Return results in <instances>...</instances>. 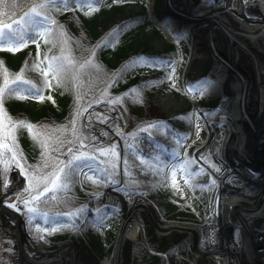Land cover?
<instances>
[{
    "label": "trees",
    "instance_id": "16d2710c",
    "mask_svg": "<svg viewBox=\"0 0 264 264\" xmlns=\"http://www.w3.org/2000/svg\"><path fill=\"white\" fill-rule=\"evenodd\" d=\"M111 1L96 0L100 3L99 9L89 6L84 9H63L61 1L56 0L50 4L47 12L52 18L50 26L49 22L45 27H37L27 16H23L32 0H0V107L13 120L12 140L3 143L0 140L3 176L16 163L18 153L24 154L31 162L41 160L44 172H47L67 150L73 146L80 147L81 141L87 142L82 112L99 99L96 90L105 87L113 79L111 83L115 80L118 83L117 87L114 83L110 95L118 98L125 112L136 121L129 133L124 132L131 137V142L124 150L121 191L147 195L165 218H174L176 215L187 217L189 214L181 211L173 199V193H177L179 188L177 170L183 172L204 203L208 202L207 173L190 159L188 163H175L171 169L169 166L180 156L183 146L191 137L193 110L188 106L177 114L167 115L152 96L153 90L166 78L171 64L177 58L175 47L168 45L155 53L149 45V40L159 31L152 26L145 4L140 12L132 13L126 11L123 0ZM13 20L20 25L25 22L22 32L6 25ZM71 23L74 25L71 26ZM148 29L154 30L155 34L143 38L142 34ZM114 34L121 36V48L132 49L123 51L113 48L110 42L117 41ZM88 48L91 51L86 56L92 53L94 62L93 67L86 71L87 66L83 67L81 63L84 59L81 53ZM65 51L70 56H65ZM143 62L151 66L157 63V68L164 76L158 75L148 80H141L138 75L130 80L124 78L126 73L134 71ZM189 79L201 86L207 84L197 69L190 71ZM207 85L210 92L203 98L202 105L215 111L220 96L213 93V86L209 82ZM75 117L76 125L79 126L76 131H71ZM48 126L52 128L49 130L51 137H55L57 132L67 133L57 142L53 140L56 148L51 152L52 156L45 155L49 131L45 138L40 131ZM66 126L68 131H63ZM77 163L83 164L85 160ZM109 167L89 172L85 177L86 183L93 184L97 179L104 183L117 182L119 170ZM81 195L75 174L65 184L48 193L45 199L62 207L66 201ZM84 210L75 217L54 212L47 215L35 213L29 221L30 227L34 231L40 229L51 232L60 239L66 238L74 229L80 264H96L106 252L100 248L95 237L105 231L107 219L112 218L118 223L117 212L109 207L98 212L89 208ZM148 226L150 248L169 256L186 252L185 240L173 237L169 244L166 240L159 241ZM108 229L113 231L115 228L108 226ZM131 242L133 245L127 244L125 247V262L159 264V256L148 253L144 244L141 246L136 240ZM140 251H143L142 254Z\"/></svg>",
    "mask_w": 264,
    "mask_h": 264
},
{
    "label": "rangeland",
    "instance_id": "374dc122",
    "mask_svg": "<svg viewBox=\"0 0 264 264\" xmlns=\"http://www.w3.org/2000/svg\"><path fill=\"white\" fill-rule=\"evenodd\" d=\"M56 0H32L31 4H29V8H27V12L23 16H27L29 21H33L37 27L42 26L45 27L49 22V26L51 24L52 18H50V15H48L49 6L50 4L54 3ZM61 1V7L63 9H84L87 6L94 7L99 9L100 3L96 2V0H60ZM115 0H112L113 2ZM160 1V3H159ZM226 0H194L193 1V8L200 5L205 6H211L212 3H217L218 5H223V3ZM124 8L127 12L137 13L140 12L143 5H146V8L149 10L152 8V13L149 12L150 20L152 21V26L155 29H158L160 31L159 33L155 34L154 30H147L145 33L142 34V37L145 38L146 35L155 34L152 36V38L149 40V45L153 48L155 53H158L157 51L164 49L166 46L171 45V43H174L171 41L167 35L160 29V25L158 22L162 23V25L167 26L173 33L175 43L179 47L180 45V52L179 49H177V58L176 60L171 64L169 68V72L166 75V78L161 81L158 86L155 87L153 90L152 96L157 101V104L160 106L161 110L167 114V115H174L181 111H183L188 106L192 105V100L186 95L187 89L191 94L195 95L196 98V106L204 113L203 118L207 119L210 122L216 123L213 126V133H215L217 130L225 132L227 127L226 120V113L221 110V101L219 102V105L217 106L218 109L216 111L211 112L210 109L207 106L202 105L203 98L209 94L210 88L208 87H202L198 84L193 85L191 79H189L190 71L197 69L199 73L204 77L208 78L209 84H211V87L213 85H216L214 83V80L211 79L210 73L214 70V52L212 50V45L210 43V40L208 39V35L206 33L205 27H199L194 33L191 31L190 27L192 26L191 23H184V21L176 14L170 13L167 10V0H123ZM226 3V2H225ZM35 7L36 11L33 12L32 9ZM25 12V11H24ZM152 14V15H151ZM227 16V18L230 20V23H232L235 27L240 28L241 23H239V20L234 16L233 13L230 11H226L223 13ZM175 15V16H174ZM84 16L88 17V14H85ZM152 16V17H151ZM153 16L157 18V21L153 19ZM24 19V17H23ZM153 19V20H152ZM21 22V21H20ZM23 27L25 26V22H21ZM73 26L74 23H71ZM143 25L145 22L142 23ZM7 26L12 27L15 31L22 32L24 29L22 25H20L17 21L13 22L8 21L6 23ZM91 29V24L89 25ZM50 30L53 31V29L50 27ZM138 32V29H136ZM87 33V32H85ZM193 33V34H192ZM70 35V33H69ZM72 37V36H71ZM121 36L114 34V38L117 39L116 42H110L111 46L115 48L116 50H131V48H121ZM245 42H249V38L246 36H243ZM220 43L224 51L226 52L227 49L224 46V39L222 35L220 34ZM69 44H71L69 42ZM94 48H92L93 50ZM91 50L88 48L84 50L81 53V57L84 58L81 60V63L83 67H86V71H88L89 67L92 66V62H94V57L91 55L88 57L86 54L90 52ZM181 52H183V57H181ZM153 53V54H155ZM193 53V57L191 59V63L188 61ZM65 56H70V54L65 51ZM88 57V58H87ZM136 57V56H134ZM245 55L244 53H240V63L243 61ZM189 58V59H188ZM190 63V66L185 69V77L183 78V71L185 68L186 63ZM80 64V63H79ZM78 64V65H79ZM143 62L136 68L134 71H131L129 73H126L124 76L125 79L130 80L133 76L138 75L141 80H148L149 78H155L158 75H163L162 71L157 68V63L152 64ZM178 65V67H177ZM242 66H246V64H242ZM173 68L175 69L174 75H172V79H169V75L172 74ZM207 68V69H206ZM164 76V75H163ZM177 78V79H175ZM113 79H110L105 85V87L99 88L96 90V94H98L99 99L95 102H92L90 105L85 107V109L82 112L83 117V123H85L86 130L85 133H87L88 141L84 142L85 146L77 147L73 146L71 147V152L67 150L65 154L61 157L59 162H57L50 170L47 172H44L43 169V163L41 160L37 161V159L33 162L26 159L25 155L22 153H18L17 157H15L16 163L11 166L9 169V172L6 174V176H3V171L0 166V196L6 195V205L9 209H12L14 211H17L16 209H19V213L22 214V228L25 233V238L21 241L15 227L12 223L9 221L5 222L3 218L0 215V263L1 264H22V256L25 252H31L34 250H37L38 247H40L43 251H51L56 250L60 248L62 243L65 241H72L73 246H70L67 249L66 253V259L67 264H80L79 258H78V247L75 242L74 236H75V230L73 229L66 238L60 239L56 237V234H53L51 232H46L44 230H32L30 227L29 221L33 217L35 213L40 215H47L50 212L59 213L61 215H66L68 217H75L78 216L80 212H82L84 209L88 208V201L89 196L92 192L98 191L97 186L94 184H87L85 181L86 174L88 173V170L82 168V166L95 164L98 162V160H105L108 159L110 154L111 157L107 161V165L105 166H99L101 168H107V167H114L115 171H118L121 173L120 169V152L121 149L118 146V144L115 146L114 151L113 147L110 145H90L89 142L91 140V129L87 126L85 122V115L87 111L92 107L93 104L96 103H110V104H117L121 106V102L118 101V98L111 96L110 94L113 93V87L115 83V87H117L116 82H112ZM216 80V79H215ZM193 85V86H192ZM223 93V91H222ZM220 95V93H219ZM224 95L221 94V96ZM91 97V96H90ZM224 97V96H223ZM32 98V97H31ZM32 102H34L32 100ZM122 107V106H121ZM123 109V107H122ZM125 112V110L123 109ZM192 121H193V129L195 127V117L196 112L195 110L192 111ZM125 123L123 124L124 132L127 133L130 132L131 128H133V125L136 124V121L133 120V118L125 112ZM13 120L7 116V114L2 111L0 107V140H2V143L6 140L11 141L13 138L12 133V122ZM76 117L75 122L71 126V131H76L78 129L79 124L76 125ZM117 125V124H116ZM119 125V124H118ZM224 126V127H223ZM243 130L247 132V128L245 125H243ZM52 129L51 126L44 127L40 131L42 133V136L45 138L48 134V131ZM63 131H68V127L66 126ZM58 134L55 137H51L50 131L48 138L46 137V144H45V155L46 156H52V153L56 146H53V140L57 142L58 139H60L63 135L67 134L65 132H57ZM210 131L208 129H202L199 136L195 137L193 141V145L187 148V151L185 152V155L182 160H179L178 162H187L192 160L198 168L203 170L207 173V185H206V192H208V198L209 203L211 205H214L215 197L217 191V186L215 183H212L214 180H212L211 175L207 172V170L204 168V166H200L197 160L196 155L199 153V149L201 146L207 143L209 137H210ZM42 137V138H43ZM117 142V141H116ZM89 144V145H88ZM11 145V143L9 144ZM6 148V147H5ZM252 143L250 137L247 138L246 142V150L247 152L252 151ZM74 156H82V160H85V163L77 165V160H74ZM124 156V152H123ZM90 163V164H89ZM123 163V158H122ZM20 165L23 167L24 172L27 175H21V170L17 166ZM109 167V168H110ZM60 168H64V172H59ZM71 169V171L75 174L80 175L81 183L85 190H82L81 196H76L75 198H72L71 200L66 201L64 205L58 206L53 202H50L49 200L45 199V197L50 193L52 190H55L59 186L65 184V182L69 179L68 176H66V173ZM251 171H253V174L256 178L254 181H259L264 176V169L261 168H251ZM14 173H17L19 175L18 180V187L15 190H11L8 187V184L10 183V180ZM54 173L59 175V180L56 179V176ZM233 176V175H232ZM231 178V181L236 180L234 176ZM28 177H33L31 180V186L29 183ZM182 178L183 180H186L185 177H183L181 171L179 173L178 179ZM55 183V187H53V183ZM119 181V180H118ZM210 181V185H209ZM102 182V181H101ZM104 183V182H103ZM188 183V182H187ZM226 183V182H225ZM107 184V183H104ZM191 187V186H190ZM45 188L48 190L45 191ZM192 188V187H191ZM25 189H29V191H25ZM193 189V188H192ZM88 191V193L86 192ZM193 191V190H192ZM116 193L121 194L122 199L124 200V205L121 207H125L128 209L131 204V200L129 198L128 193L122 192L120 190H115ZM242 192V190H241ZM90 194V195H89ZM229 194V193H228ZM241 193L240 195H242ZM246 194V193H245ZM180 198L175 199L176 204L179 208H181V211H185L189 214L187 217H178L177 215L174 218H165L161 214L158 207L156 208L151 203H148L149 210H151L155 216L153 218V221L155 225H159L161 227H168L171 222H177L181 227H184V225L193 226L196 224H201L204 222L205 219V211L203 204L209 209L211 205L208 203L201 204L197 195H194L193 192V203L190 204L188 199V192L183 187H179V195ZM221 196H223L221 194ZM222 199H225L226 206L231 210H229L230 214V221L232 222L234 226V233H235V239L240 244L241 247V255H242V264H257L256 261L253 258H250L251 256L248 254L245 246H246V238H245V232H244V226L243 221L241 219H238V215L235 212V206H231L232 196L224 195L221 197ZM80 199V200H79ZM74 200H79V202H73ZM22 201H28V204L26 205ZM92 201V200H91ZM153 201V200H152ZM240 204L244 205L247 208L255 207L258 205V199H249L247 197H243L240 200ZM154 202V201H153ZM155 203V202H154ZM91 204V202H90ZM10 205H15L14 207H10ZM92 205V204H91ZM156 205V204H155ZM189 206V207H188ZM231 206V207H229ZM142 210H145V212H142L141 214L144 219V232H142L141 228H138L137 235L133 239H128L125 241L123 245V251L122 256L125 252V247L127 244L133 245L131 241L136 240L141 244V246L144 244L145 248H147L148 253L156 255L155 253H151L149 250V243L147 239V225L148 227H151L153 231L156 234L157 240H166L168 241L167 244L171 243V239L173 237L180 239H183L187 242L186 246V252L184 254L177 253L174 256L166 255L167 260L170 264H201V263H211L212 257L211 256H205L198 254V249L194 243L193 234H191V230H185V231H168V230H158L159 226H155L152 222L151 216L147 213L145 207L141 206ZM29 209H32V211H29ZM160 212L161 217L158 215V211ZM216 209V207H215ZM85 211V210H84ZM83 211V212H84ZM118 212V211H117ZM208 212V211H207ZM116 217L118 218V223H116V220L114 219H108L105 227V231L102 232V234H98L99 236H96L97 242L100 244V248L106 252V254L99 258L96 264H102V262L106 258H110L113 254V251L115 249L116 239L117 235L119 233L120 227L123 222V218L119 216V212L117 213ZM139 215L135 213L132 216L133 222L138 223L139 222ZM167 220V221H164ZM9 222V223H8ZM108 226H112L115 228L113 231H110L108 229ZM187 227V226H186ZM104 230V229H103ZM109 230V231H108ZM46 235L50 236L51 240L55 243L53 246L44 244L43 237ZM168 239V240H167ZM139 240V241H138ZM24 252V253H23ZM143 251H140L142 254ZM162 253V252H161ZM215 262V261H214ZM221 261H218L220 263ZM166 260L159 255V264H165ZM216 263V262H215ZM123 264H128L124 261L123 258ZM134 264V263H133Z\"/></svg>",
    "mask_w": 264,
    "mask_h": 264
},
{
    "label": "bare ground",
    "instance_id": "6f19581e",
    "mask_svg": "<svg viewBox=\"0 0 264 264\" xmlns=\"http://www.w3.org/2000/svg\"><path fill=\"white\" fill-rule=\"evenodd\" d=\"M193 1L167 0V10L178 15L184 23H191L192 32L201 26L205 27L215 59L212 78L226 87V97H223V101L228 99L225 103L229 102L225 107V112L228 114L225 120L227 122L226 131L217 130L211 133L207 143L199 149V153L210 156L212 162L208 167L212 179L220 186L226 182L223 195L232 196L231 206L236 207L238 218L243 221L245 248L250 258H253L257 264H264V176L261 180L254 181L256 174L250 170L261 167L264 169V0H226L223 5L212 3L211 6L200 5L194 8ZM226 11L233 13L239 20L240 28L230 23L227 16L223 14ZM166 30L171 32L169 28ZM220 34L224 39L226 52L221 46ZM169 36L170 40L174 41L170 33ZM243 36L249 38V42H245ZM240 53L245 55L241 63L246 66L240 63ZM181 57H183V52H181ZM93 111L92 121L100 122L99 119L95 120V116H104L103 112L108 113L109 116L112 115L109 108H97ZM113 120L114 118L107 121L104 129H99L96 124L91 123L92 134L96 136L103 130V132H108L109 139H112L110 130H113V126L118 127ZM207 121L198 112L195 117V137L199 136L203 128H208ZM243 125L247 128V132L243 130ZM114 130L117 129L114 128ZM248 137L252 143L250 152L246 150ZM232 175L236 179L233 182L229 178ZM18 180L19 175L14 173L8 187L15 190L18 187ZM110 191L104 189L101 195L96 191L99 196L92 201L95 208L99 209L100 205L107 202L122 201L120 196L112 195ZM241 193L243 194L240 195ZM243 197L253 200L257 198L258 205L251 208L241 205L239 200ZM6 200L7 196L2 194L0 215L5 222L9 221L13 224L22 241L25 238L21 225L22 214L9 209ZM215 207H217L216 211L214 210L215 214L212 213L211 219L208 216L201 225L187 224L181 227L182 225L171 222L166 228L160 226L159 230L185 231L190 229L198 254L213 256L220 260L221 264H242L241 247L235 241L229 208L220 200ZM142 212L145 210L137 213L139 218L143 217ZM129 222L132 227L123 228V233L130 235L128 231L131 229L132 233L137 234L138 224L134 223L133 219ZM124 236L122 235L121 239H124ZM42 240L44 244L51 246L55 244L48 235H45ZM70 246H73L72 241L67 240L56 250L45 252L38 247L37 250L31 252H23L22 264H67L66 253ZM119 246L120 242H118L114 255L106 258L102 264H123V260L119 259ZM155 254L166 256L157 251ZM166 261L168 263L165 264H170L167 258Z\"/></svg>",
    "mask_w": 264,
    "mask_h": 264
},
{
    "label": "water",
    "instance_id": "95a60500",
    "mask_svg": "<svg viewBox=\"0 0 264 264\" xmlns=\"http://www.w3.org/2000/svg\"><path fill=\"white\" fill-rule=\"evenodd\" d=\"M150 10L152 11V8H150ZM153 18H154V20L156 21V19H155V17L153 16ZM162 28L164 29V31H165V34L167 35V36H169V33L170 32H168L166 29H168L167 27H165V26H162ZM194 33V32H193ZM192 33V34H193ZM170 37V36H169ZM191 56H193V53H192V55ZM190 62V61H189ZM187 63V65H186V69L190 66V63ZM184 76H185V73H184ZM211 77H213V72L211 73V75H210ZM221 88L223 89V93H224V97H226L225 96V86H222L221 85ZM186 90V95L192 100V102H193V106H194V110H195V112H196V114H198V112L201 114V116L203 115V113L198 109V107L196 106V100H195V96H193L192 94H190L189 92H188V90L187 89H185ZM228 100V99H227ZM227 100H224V101H222V103H221V105H220V107H221V110H223L224 112L226 111V109H225V107L227 106L226 104L227 103H229V102H227V103H225ZM99 106H97V105H93L88 111H87V113H86V115H85V122L86 123H88L89 122V119H90V116H91V111L94 109H97ZM114 109H116L118 112H119V114H120V124H121V126H122V128H121V130H123L124 129V127H123V124L125 123V112L123 111V109L121 108V106H119V105H114V107H113ZM226 113V112H225ZM225 117L227 118L228 117V114L226 113V115H225ZM230 117V116H229ZM207 127H208V130L210 131V133H213V126L216 124V123H214V122H210V121H207ZM211 128V129H210ZM207 129V128H206ZM211 135V134H210ZM100 141L101 140H99V138H97V139H94V138H92V140H91V142L89 143L90 145H96V144H98V143H100ZM114 141L112 140L111 141V144L112 145H114V143H113ZM88 144V145H89ZM193 144V141H192V139L187 143V145L185 146V149H184V151L188 148V147H190L191 145ZM81 146L83 147V146H85V144L84 143H81ZM122 152H123V149H122ZM121 157H122V153H121ZM196 157H197V160H198V163H199V165L200 166H204V168L205 169H209V167H208V165L209 164H211V162H212V160H210V156L207 154V155H201L200 153H198L197 155H196ZM93 167H96V165L94 164H91V165H89V166H87V167H85V168H93ZM84 168V169H85ZM120 169H121V180H120V182L119 183H115V184H112V185H110L109 187H108V190H111L112 191V194L114 193V190H116V189H118V188H120L121 186H122V166H121V164H120ZM209 172H210V170H208ZM78 179H79V185H80V188L82 189V190H85L84 189V187H83V185H82V183H81V180H80V175H78ZM183 185H185V183L184 182H181ZM97 185L100 187V188H102L103 190L105 189L104 188V186L102 185V183H100V182H98L97 183ZM186 187H187V185H185ZM130 200H131V204H130V207L128 208V209H126L125 207L124 208H121V209H119V216L120 217H122L123 218V222H122V225H121V227H120V230H119V233H118V235H117V239H116V244H115V249H114V251H113V254H112V256L114 255V253H115V250H117V248H118V242H120V246H119V250H120V257H119V259L122 261L123 260V258H122V251H123V245H124V243H125V241L126 240H128V239H132V238H134V237H136V233L135 232H133L132 233V230L130 229L128 232H129V234L130 235H128V233H127V235L126 234H124L123 233V228H125V229H127V226H129V227H132L131 225V223L129 222V220H132V216H133V214L134 213H138L139 211H141L142 210V208H140L141 206H143V207H145V209H146V211H147V213L151 216V218H152V223L155 225V223H154V221H153V218H155V216H154V214H153V212L151 211V210H149L148 208H147V204L148 203H151L152 205H154L155 207H156V205H155V203L148 197V196H146V195H143L142 193H131L130 194ZM93 199H94V197H91L90 199H89V201H88V206L91 208V209H93V210H97L98 208H95L94 207V204L92 203V201H93ZM92 200V201H91ZM220 201L222 202V201H225V199H222L221 197H220ZM90 202H91V204H90ZM106 206H108V207H114V206H112L111 204H107ZM100 207H102V206H100ZM99 207V208H100ZM157 208V207H156ZM157 211H158V209H157ZM159 212V211H158ZM162 220H163V218H161ZM164 221H167V220H164ZM175 223H177V222H175ZM138 224V228H141V230H142V232H144V229H143V226H144V221H143V219L142 218H139V222L137 223ZM187 224H189V223H187ZM156 227L157 226H159V225H155ZM160 227V226H159ZM159 227H158V230H159ZM124 229V230H125ZM122 235H125L124 236V239L122 238L121 239V236ZM236 241V240H235ZM237 243V242H236ZM150 250V252H152V253H155V252H153L151 249H149ZM248 252V251H247ZM249 254V253H248ZM161 255V254H160ZM111 256V257H112ZM162 256V255H161ZM110 257V258H111ZM165 260H166V256H162ZM215 259V258H214ZM166 263H168L167 261H166ZM1 264V263H0Z\"/></svg>",
    "mask_w": 264,
    "mask_h": 264
},
{
    "label": "snow or ice",
    "instance_id": "6c2138e0",
    "mask_svg": "<svg viewBox=\"0 0 264 264\" xmlns=\"http://www.w3.org/2000/svg\"><path fill=\"white\" fill-rule=\"evenodd\" d=\"M32 11H33V12L36 11L35 7L32 9ZM53 23H55V21H53ZM9 35L11 36L12 33H9ZM174 73H175V69L173 68L172 74H170L168 78H169V79H172V75H174ZM49 86H51V85L49 84ZM69 152H71V149H69ZM73 159L79 161V160L82 159V156H74ZM17 166H18V167L20 168V170H21V175H27V174L24 172L22 166H20V165H17ZM64 171H65L64 168H60V169H59V172H61V173H63ZM217 171H218V169H217ZM54 175L56 176V179L59 180V178H60L59 175L56 174V173H54ZM73 175H74V173L71 171V169H69V171L66 173V176H68V177H71V176H73ZM28 179H29V183H30V186H31V180L33 179V177H28ZM50 182H52V181H50ZM52 183H53V187H55V183H54V182H52ZM173 183H175V181H173ZM212 183H214V181H213ZM47 190H48V189L45 188V191H47ZM25 191H29V189H25ZM22 202L25 203L26 205L28 204V201H22ZM10 207H14V208H15V205H10ZM16 210L19 211V209H16ZM29 211H32V209H29Z\"/></svg>",
    "mask_w": 264,
    "mask_h": 264
},
{
    "label": "flooded vegetation",
    "instance_id": "af4514ba",
    "mask_svg": "<svg viewBox=\"0 0 264 264\" xmlns=\"http://www.w3.org/2000/svg\"><path fill=\"white\" fill-rule=\"evenodd\" d=\"M206 79V78H205ZM208 79V78H207ZM203 80V81H205V82H209L208 80ZM211 79H213V78H211ZM214 80V83L216 84V85H213V87H212V91H214L213 93H216V94H219L220 93V101H222L223 100V95L221 96V94H223L222 93V91H223V89L221 88V85H220V83L217 81V80H215V79H213ZM218 106V105H217ZM216 106V108H215V111H216V109H218V107ZM211 112H214L213 110H210ZM253 172V171H252ZM215 183V182H214ZM216 184V183H215ZM209 185H210V181H209ZM216 186H217V193H222V195H223V192L225 191L224 189H225V186H223L222 187V189L220 188V186L219 185H217L216 184ZM224 196V195H223ZM223 196H221V197H223ZM230 202H231V200H230ZM223 203V202H222ZM230 210V209H229ZM229 210H228V212H229ZM235 210V212L237 213V215H238V217H239V214H238V211L236 210V208L234 209ZM230 212H231V210H230ZM239 219V218H238ZM151 222V221H150Z\"/></svg>",
    "mask_w": 264,
    "mask_h": 264
},
{
    "label": "built area",
    "instance_id": "2783aa9c",
    "mask_svg": "<svg viewBox=\"0 0 264 264\" xmlns=\"http://www.w3.org/2000/svg\"><path fill=\"white\" fill-rule=\"evenodd\" d=\"M123 141H124L125 143H127V142H128V138H123Z\"/></svg>",
    "mask_w": 264,
    "mask_h": 264
}]
</instances>
